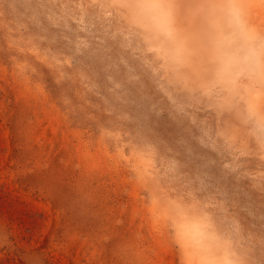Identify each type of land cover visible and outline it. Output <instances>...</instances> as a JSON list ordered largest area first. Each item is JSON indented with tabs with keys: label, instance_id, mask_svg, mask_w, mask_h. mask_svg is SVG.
<instances>
[{
	"label": "rangeland",
	"instance_id": "374dc122",
	"mask_svg": "<svg viewBox=\"0 0 264 264\" xmlns=\"http://www.w3.org/2000/svg\"><path fill=\"white\" fill-rule=\"evenodd\" d=\"M206 2L176 0L208 54L179 71L115 0H0V264H175L157 216L176 199L264 264V0Z\"/></svg>",
	"mask_w": 264,
	"mask_h": 264
},
{
	"label": "clouds",
	"instance_id": "9594fccd",
	"mask_svg": "<svg viewBox=\"0 0 264 264\" xmlns=\"http://www.w3.org/2000/svg\"><path fill=\"white\" fill-rule=\"evenodd\" d=\"M207 3L216 5L215 16L220 20L240 7L235 0H207ZM115 7L138 37L148 38L155 60L162 61L165 67L180 71L191 67L193 62L203 64L208 61L207 36L194 42L188 32L175 31L181 27L176 0H115ZM240 18L244 20L242 16ZM166 29H172L171 33ZM144 84L149 87L154 105L181 112L178 101L182 93L174 96L170 92L166 95L157 91L151 87L147 76ZM257 119L264 126V115L257 116ZM157 219L166 222L171 231L177 252L175 264H240L229 242L219 240L214 234L209 213L198 203L179 199L167 201ZM194 232L203 237L202 247L194 244Z\"/></svg>",
	"mask_w": 264,
	"mask_h": 264
},
{
	"label": "bare ground",
	"instance_id": "6f19581e",
	"mask_svg": "<svg viewBox=\"0 0 264 264\" xmlns=\"http://www.w3.org/2000/svg\"><path fill=\"white\" fill-rule=\"evenodd\" d=\"M210 28L214 29V35H210L209 42L214 41L215 43L218 44V43L220 42V40L217 39V35H219V34H217L218 31L216 30V27H215V26H214V27H209V30L211 31ZM209 33H210V32H209ZM210 39H211V40H210ZM221 46H224L223 42H221ZM261 108H262V107H261Z\"/></svg>",
	"mask_w": 264,
	"mask_h": 264
}]
</instances>
